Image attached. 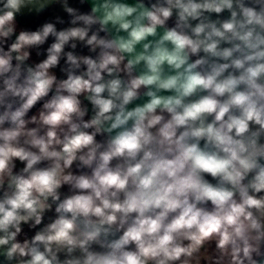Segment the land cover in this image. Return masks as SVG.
<instances>
[{"label": "clouds", "instance_id": "9594fccd", "mask_svg": "<svg viewBox=\"0 0 264 264\" xmlns=\"http://www.w3.org/2000/svg\"><path fill=\"white\" fill-rule=\"evenodd\" d=\"M87 2L0 0V264H264V0Z\"/></svg>", "mask_w": 264, "mask_h": 264}, {"label": "crops", "instance_id": "0c3cea01", "mask_svg": "<svg viewBox=\"0 0 264 264\" xmlns=\"http://www.w3.org/2000/svg\"><path fill=\"white\" fill-rule=\"evenodd\" d=\"M128 3H135L136 0H127ZM143 2L147 5L149 3V0H143ZM154 2V0H153ZM69 3L71 6H75V7H81L79 5V0H69ZM89 4H90V0H88L87 3H85V5L82 6V11H88L89 10ZM61 16L63 17L65 20L68 19L67 15L62 11V9L59 7V5H55L51 8H49L47 11H45L44 13H42L41 15L39 16H36V15H25V16H22V17H19L18 18V31L20 29H30V30H35L38 26H40L43 22H45L46 20H49L51 18H54L55 16ZM228 13L225 12L223 13V16L224 17H227ZM213 18H215V14H213ZM172 23L173 21H169V26H172ZM68 26L67 24L65 25H57V28L58 30L61 28V27H66ZM52 42V38L50 37L49 38V41L44 45L42 46L44 49H46L48 47V45ZM66 51L68 50H71L69 48L66 47L65 49ZM77 53L78 54H83V55H88V50L86 48H82L78 45L77 47ZM45 56L42 55L40 57H37L36 54H35V51L32 52V56H31V60L29 61V63L31 62H39L40 60L44 59ZM195 59V58H193ZM61 66H64V61L61 60ZM56 75L58 76V78H66L60 71H59V68L55 69L54 70ZM85 103H87L85 101ZM42 106V102L41 103H38L29 113V116H31L32 114H35L37 113L38 109ZM89 108H90V105H89ZM91 114V113H90ZM89 114V115H90ZM88 118V117H86ZM98 139V138H97ZM17 166L18 168L19 167H22V165L19 164V162H17ZM75 167V165H74ZM67 186H64V188L62 189V192H67ZM50 218H54V210L52 212H46L45 214V217H44V223H48ZM43 225L41 226H38L37 229H29V227L27 225H24L23 226V229H24V233H26V236L28 238L32 237L34 234H35V231L39 229V227H42ZM25 238V235H21L19 237V239L22 241L23 239ZM2 259V258H0Z\"/></svg>", "mask_w": 264, "mask_h": 264}, {"label": "trees", "instance_id": "16d2710c", "mask_svg": "<svg viewBox=\"0 0 264 264\" xmlns=\"http://www.w3.org/2000/svg\"><path fill=\"white\" fill-rule=\"evenodd\" d=\"M87 119V118H86ZM98 139H100V137H97Z\"/></svg>", "mask_w": 264, "mask_h": 264}]
</instances>
